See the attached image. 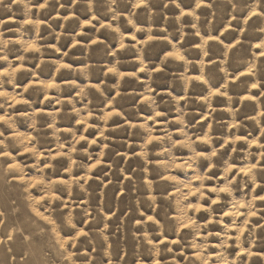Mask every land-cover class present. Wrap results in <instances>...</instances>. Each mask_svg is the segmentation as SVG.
Instances as JSON below:
<instances>
[{
    "label": "rangeland",
    "instance_id": "rangeland-1",
    "mask_svg": "<svg viewBox=\"0 0 264 264\" xmlns=\"http://www.w3.org/2000/svg\"><path fill=\"white\" fill-rule=\"evenodd\" d=\"M0 264H264V0H0Z\"/></svg>",
    "mask_w": 264,
    "mask_h": 264
},
{
    "label": "snow or ice",
    "instance_id": "snow-or-ice-1",
    "mask_svg": "<svg viewBox=\"0 0 264 264\" xmlns=\"http://www.w3.org/2000/svg\"><path fill=\"white\" fill-rule=\"evenodd\" d=\"M213 155H215V153H213ZM223 191V190H222Z\"/></svg>",
    "mask_w": 264,
    "mask_h": 264
}]
</instances>
